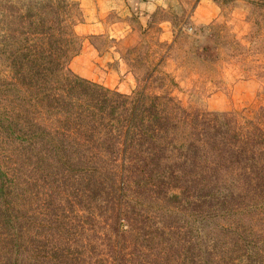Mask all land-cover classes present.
<instances>
[{
    "label": "rangeland",
    "instance_id": "1",
    "mask_svg": "<svg viewBox=\"0 0 264 264\" xmlns=\"http://www.w3.org/2000/svg\"><path fill=\"white\" fill-rule=\"evenodd\" d=\"M130 31L123 37V0H0V169L31 220L24 235L45 250L76 248L72 264L123 257L90 181L116 178L140 92L148 117L160 118L152 160L191 161L188 181L235 185L241 170L221 136L264 131V0H157ZM257 209L243 219L264 240ZM26 255L23 264L40 263Z\"/></svg>",
    "mask_w": 264,
    "mask_h": 264
},
{
    "label": "trees",
    "instance_id": "2",
    "mask_svg": "<svg viewBox=\"0 0 264 264\" xmlns=\"http://www.w3.org/2000/svg\"><path fill=\"white\" fill-rule=\"evenodd\" d=\"M141 97L140 92L125 118L120 135L123 160L113 170L116 178L109 182L96 175L90 181L91 197L106 219L113 251L123 240V257H114L113 264H264V240L243 219L264 205V131L253 127L233 132L231 140L221 136L222 151L241 170L235 185L207 178L188 181L191 161L178 162L180 156L167 162L152 160L160 150L151 147L159 132L154 122L160 118L148 117L153 107H145ZM147 141L150 144L144 145ZM221 159L220 154L214 167ZM89 170L98 173L97 167ZM16 196L13 177L0 169V264H23L22 252L42 264L40 251L61 264H72L76 248L51 245L45 250L40 240L33 244V237L24 235L22 225L32 223L27 216L19 217Z\"/></svg>",
    "mask_w": 264,
    "mask_h": 264
},
{
    "label": "crops",
    "instance_id": "3",
    "mask_svg": "<svg viewBox=\"0 0 264 264\" xmlns=\"http://www.w3.org/2000/svg\"><path fill=\"white\" fill-rule=\"evenodd\" d=\"M157 6V0H123V37L129 33L130 27H134L137 20L153 12Z\"/></svg>",
    "mask_w": 264,
    "mask_h": 264
}]
</instances>
